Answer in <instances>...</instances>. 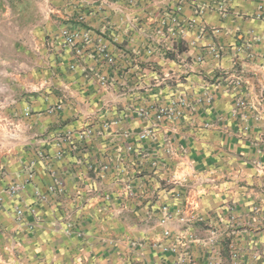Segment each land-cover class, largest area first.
Here are the masks:
<instances>
[{
  "label": "crops",
  "instance_id": "1",
  "mask_svg": "<svg viewBox=\"0 0 264 264\" xmlns=\"http://www.w3.org/2000/svg\"><path fill=\"white\" fill-rule=\"evenodd\" d=\"M178 1L0 0V264L179 262V249L164 247L173 243L180 228L171 222L172 234L166 237L157 221L162 205L174 213L183 205L170 194L174 190L193 191L198 212L213 224L211 234L216 240L218 232L224 234L216 253L228 256L232 244L241 254L240 264H264V0H233L225 17L215 9L219 0H184L178 14L184 31L171 39L169 18ZM197 8L203 12L195 15ZM257 11L262 18L256 17ZM191 17L195 23H188ZM64 25L90 33V43H80L81 68L75 70L68 66L73 50L67 51L59 38ZM99 38L115 56L114 69L93 57ZM237 43L244 46L242 52H237ZM213 45L221 51L219 57L210 52ZM122 50L133 68L172 76L159 93L188 101L183 116L163 126L177 129L182 151L174 173L184 183L169 187L164 182L173 172L167 174L169 168L160 180L151 176L139 189L144 198L129 203L133 217L111 212L103 199L84 198L93 177L106 174L89 168V163L111 158L105 139L80 142L63 136L81 125L79 105L89 104L88 95L82 99L77 93L89 78L83 69L118 77L125 59ZM237 97L250 106L247 131L241 130V120L230 116ZM57 104L59 111L49 112ZM120 160L126 164L128 159ZM31 162L33 180L17 196L7 195L4 187L22 182ZM31 204L37 215H25L18 223L14 207ZM148 210L156 211L152 218ZM66 223L73 227L67 229ZM190 253L203 264L204 250Z\"/></svg>",
  "mask_w": 264,
  "mask_h": 264
},
{
  "label": "rangeland",
  "instance_id": "2",
  "mask_svg": "<svg viewBox=\"0 0 264 264\" xmlns=\"http://www.w3.org/2000/svg\"><path fill=\"white\" fill-rule=\"evenodd\" d=\"M145 37L144 34L143 38ZM122 55L125 59L121 67L122 75L118 80H115L112 74L105 88L93 78L81 85L82 92L78 91L77 93L82 99L83 94L88 95L89 97L86 99L89 104L87 108L81 106L83 102L79 105V110L82 111L78 114L81 125L69 128L68 132L71 131L70 135L80 142H96L105 139L107 142L105 143L106 153L111 156L104 162L89 163L95 168L99 165L108 166L105 172L109 174L107 177L106 174L104 177H93L94 182H91L90 190L84 195L85 200L103 199L111 212L123 217H133L135 211L129 203L140 201V197L141 200L144 198L143 191H139V189L144 188L151 176L160 180L163 169L169 168L167 174L169 171L173 172L169 174L167 180L163 181L167 182L169 187L176 185L182 187L176 183L180 178L174 173L182 148L177 140L176 127L171 130L163 128L166 123L176 120L166 118V116H161L160 119L156 117L159 114L157 109L176 97V95H171L170 98H167L159 93L160 89L171 83L173 79L162 80V75L153 70L147 72L143 71L146 69L133 68V65H129L127 51L122 50ZM84 87L90 88V90H85ZM153 89L156 90L153 91ZM151 131H154L153 139L150 138ZM115 143L118 148L114 151ZM114 152H116L115 160ZM124 156L128 159L126 160L127 165L124 160H120ZM193 179L194 175L191 176L188 185L192 184ZM114 186L116 189L113 188ZM188 187L186 186L185 189ZM135 188L138 189L137 192H135ZM170 194L183 201V205L195 200L196 197H193V191L189 193L174 190ZM155 198L157 199V197H152L151 200H155ZM168 211L172 212L169 208ZM148 212L151 215L153 210H148ZM160 216H162V206ZM203 218L204 221L191 224V230L186 232L184 238H181L180 247L175 250L179 249L181 259L173 264H199L190 255L191 250L206 252L203 264H240L241 254L232 244L229 246V252L227 251L228 256L226 254L223 257L221 251L220 254L215 252L217 242L222 241L221 238L224 237V234L221 235V231L218 232L219 238L216 240L215 234H211L214 232L213 224L204 215ZM177 225L179 228L182 227L180 223H176ZM232 253L237 254L236 258H231ZM255 259L257 257H254Z\"/></svg>",
  "mask_w": 264,
  "mask_h": 264
},
{
  "label": "built area",
  "instance_id": "3",
  "mask_svg": "<svg viewBox=\"0 0 264 264\" xmlns=\"http://www.w3.org/2000/svg\"><path fill=\"white\" fill-rule=\"evenodd\" d=\"M184 0H179L175 9V13L170 16L169 18V25H168V31L171 39H176L180 34L183 33L184 31V26L185 24L180 20V16L178 15L181 10H182V3ZM192 2L196 0H191ZM233 0H219L216 5L215 9L219 12L221 17H225L228 14V6ZM252 2H256L258 0H249ZM131 3V2H130ZM261 6H258V10H260ZM203 12L202 8H197L195 9V15L201 14ZM256 17L262 18L263 15L261 14L260 11H257ZM196 19L195 17H191L188 20V23H195ZM162 25H167L168 23L166 21L161 20ZM202 31H205V27L201 29ZM218 30H214V32H217ZM89 32L87 30H80L77 27L72 28L71 26L64 25L63 27L60 28L59 31V38L61 41L62 46L67 50L70 51L71 49L73 50V56L74 59L72 60L68 66L70 69L75 70L77 67L81 68V58H82V53H83V46L80 43L87 44L89 42ZM146 37L149 39H154L153 36L145 34ZM161 38V37H160ZM82 41V42H81ZM96 49L95 53L96 56L93 55V57L98 58L108 65L110 68H113L116 66V59L115 56L112 54L109 44L107 41H105L103 38H99L96 41ZM244 46L241 45V43L236 44V50L237 52H242L244 50ZM210 52L212 53L213 56L219 57L220 56V50L213 46L209 47ZM148 52H151V49L147 50ZM92 57V56H91ZM197 59H201L199 55H197ZM125 63V62H124ZM116 69V68H115ZM84 77L88 78V80L96 79L100 85L105 88L108 81L111 79V76L104 75L100 73V71L94 69V68H84L83 69ZM122 73H120L117 77V74H114L113 77H115V80H118ZM117 77V79H116ZM174 77V76H173ZM161 79H173L171 75L162 73ZM206 101L209 102L210 97L206 96L205 97ZM196 100V98H195ZM198 103L201 101L199 98L197 99ZM193 102V101H192ZM188 105V101L181 97L180 95H177L175 98L171 99L170 102L159 109V114L156 116L157 119H160L161 116H166V118L172 119V120H177L183 116V112ZM248 102L242 98V97H237L234 100H232L231 103V110H230V116L233 119L236 120H241L243 122L241 126V130L247 131L249 129L248 125L245 122V119L247 117V109L249 108ZM60 109V105H53L50 107L49 112H57ZM27 114H28V110ZM72 132L68 130L63 133V136L67 139L68 137H72L70 135ZM150 138H154V131H151L150 133ZM73 138V137H72ZM74 139V138H73ZM32 162L27 166V174L26 178L22 182H16V183H11L7 186L4 187V192L7 193V195L15 197L19 193H21L26 186L33 180L34 178V172L32 170ZM256 166H260L261 164L257 162L255 164ZM262 166V165H261ZM108 166L103 165V166H98L96 169H99V171H105L107 170ZM264 167V166H262ZM90 169H94V165L89 164ZM182 180L178 179L176 183H179L182 185ZM52 188V187H51ZM41 198L45 199L44 195H41ZM3 204V197L2 194L0 193V208L2 207ZM36 206L35 204L31 205H26V206H21V205H16L14 207V217L15 220L18 223L23 222V218L25 215H30L35 217L37 215L36 213ZM150 212L147 213V217L152 218L151 215L149 214ZM176 221V223L182 224V227L179 229L181 233L177 234L175 237V242L167 244L164 248H168L170 250H176L177 248L180 247V240L181 238H184L186 235V232L191 230L190 225L194 224L196 222H201L204 221L203 215L198 212V202L196 200H192L190 203L186 202L184 205L181 206L179 210H176V212H169L168 211V205L164 204L162 205V216L158 219V222L162 224V230L163 234L166 237L171 236L172 234V227H171V222ZM71 223V222H70ZM70 223H66L67 229H71L73 226ZM191 237V235L189 234ZM237 254L232 253L231 258L233 259L236 258ZM235 260V259H234Z\"/></svg>",
  "mask_w": 264,
  "mask_h": 264
}]
</instances>
